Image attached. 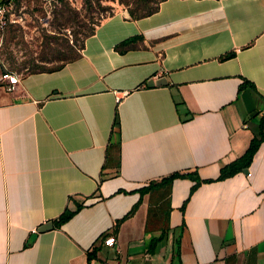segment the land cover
<instances>
[{
  "label": "crops",
  "instance_id": "obj_1",
  "mask_svg": "<svg viewBox=\"0 0 264 264\" xmlns=\"http://www.w3.org/2000/svg\"><path fill=\"white\" fill-rule=\"evenodd\" d=\"M244 81L254 90L238 94ZM4 88L0 264H86L104 234L119 252L101 245L89 264H264V139L246 174L216 180L264 109V0H163L137 20L116 10L74 60ZM174 173L201 182L139 194Z\"/></svg>",
  "mask_w": 264,
  "mask_h": 264
},
{
  "label": "rangeland",
  "instance_id": "obj_2",
  "mask_svg": "<svg viewBox=\"0 0 264 264\" xmlns=\"http://www.w3.org/2000/svg\"><path fill=\"white\" fill-rule=\"evenodd\" d=\"M78 12L76 23H68L54 28L53 10L62 8L57 0H19L20 21L12 27L7 43L0 53V73L13 71L19 77L26 74L27 64L39 62L40 54L48 52L43 46L52 43L60 50L74 45L80 48L83 32L101 16L106 17L116 10L128 11L137 6L151 7V3L140 0H87L91 7H86L85 0H67ZM99 4V6L97 5ZM6 39V37H5ZM5 83L0 81V88Z\"/></svg>",
  "mask_w": 264,
  "mask_h": 264
},
{
  "label": "trees",
  "instance_id": "obj_3",
  "mask_svg": "<svg viewBox=\"0 0 264 264\" xmlns=\"http://www.w3.org/2000/svg\"><path fill=\"white\" fill-rule=\"evenodd\" d=\"M61 5L62 8L60 9H55L53 10V26L54 28H59L64 26L65 24L68 23H76V18L78 15V12L75 8L71 7L70 3L67 0H57ZM142 3H151L152 6L146 8L144 6H137L133 9H130L127 11L128 17L132 20H137L143 17L150 16L151 14L155 13L157 11L158 5L160 2L163 0H140ZM86 4V7L90 8L91 5L89 1L85 0L84 2ZM99 6V4L97 3ZM111 14H108V16ZM104 18L101 16V18H97L95 22H91V26L87 29V31L83 32V38L81 40V45L80 48L77 49L74 45H66L64 47L65 50H60L57 48L56 43H52L51 45H47L48 47L43 46L44 49H47L48 52L40 54L39 56V62L38 63H29L26 66V74L29 73H40V72H52L54 70L59 69L62 67L64 64L74 60L78 56V51L82 48L83 46V40L90 36L93 31L95 26L99 23V21ZM72 21V22H71ZM13 26H10L6 29V39H4V43H7L8 41V36L10 31L12 30ZM130 39L122 42L121 44H125L127 41ZM232 54H227L224 55L222 58L226 59L231 57ZM9 72H13L10 70H7ZM251 88L254 90V86L251 83H248L247 81H244L242 84L238 86L237 93L241 92L245 88ZM254 120H256V129L253 132L252 138L250 139L247 148L245 151L240 155L238 158L234 159L233 161L229 162L226 165H223L219 169V174L216 178V180H224L230 176H233L234 174L241 172L242 169H245L256 150L258 149L260 143L264 139V134H263V121H264V109L262 111H256L252 114L251 116ZM176 178H188L192 181H194V184L192 185L190 191L194 190L197 185L200 184V180L195 176L191 174H178L174 173L170 175L167 178H164L160 181L159 184H153L150 183L148 186L143 187L138 190L140 195L149 193L152 188L159 189V186H170L172 180ZM166 196V193L163 194V196ZM162 194L160 195V197ZM164 196V197H165ZM164 204L167 206V202L165 201ZM135 207L132 208L130 213L133 211ZM169 208V206H167ZM79 209V206H76L74 210H68L65 208L63 212L58 216V218L54 221V224L56 227L62 225L64 222H66L77 210ZM126 217V216H125ZM125 217H123L121 220H123ZM120 220V221H121ZM116 223V227L118 223ZM165 224V222H164ZM110 234H104L99 237V245L92 247V249L86 254V264H89V262L96 258V253L100 250V246L103 245V239L109 236ZM160 239L158 238H152L149 243L147 244V251L152 252L156 242H158Z\"/></svg>",
  "mask_w": 264,
  "mask_h": 264
},
{
  "label": "built area",
  "instance_id": "obj_4",
  "mask_svg": "<svg viewBox=\"0 0 264 264\" xmlns=\"http://www.w3.org/2000/svg\"><path fill=\"white\" fill-rule=\"evenodd\" d=\"M126 11H124L125 13ZM127 13V12H126ZM20 21V3L19 0H0V53L3 48L4 39L6 36V29L10 26H16ZM19 76L13 72L3 70L0 73V81L5 83V91L13 93L15 86L19 82ZM126 95V92L115 94V102L118 103L122 96ZM46 223V222H45ZM44 224V223H43ZM102 244L110 247L114 252H119V247L112 235L103 239Z\"/></svg>",
  "mask_w": 264,
  "mask_h": 264
},
{
  "label": "water",
  "instance_id": "obj_5",
  "mask_svg": "<svg viewBox=\"0 0 264 264\" xmlns=\"http://www.w3.org/2000/svg\"><path fill=\"white\" fill-rule=\"evenodd\" d=\"M124 16L128 17V14L125 12ZM164 84H166V81L163 78H158V79H156L154 81H152V80L147 81L146 86L147 87H153V86H159V85H164ZM242 172L244 174L247 173L246 169H242ZM50 227H51V223L50 222H46L44 224H41L40 227L37 229V231L38 232L46 231Z\"/></svg>",
  "mask_w": 264,
  "mask_h": 264
}]
</instances>
